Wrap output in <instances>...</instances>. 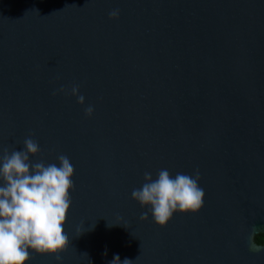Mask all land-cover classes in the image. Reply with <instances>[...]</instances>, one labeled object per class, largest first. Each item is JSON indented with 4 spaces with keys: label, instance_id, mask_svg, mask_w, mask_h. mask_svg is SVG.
<instances>
[{
    "label": "water",
    "instance_id": "1",
    "mask_svg": "<svg viewBox=\"0 0 264 264\" xmlns=\"http://www.w3.org/2000/svg\"><path fill=\"white\" fill-rule=\"evenodd\" d=\"M29 136L74 187L66 251L26 264H264V0H0V155ZM161 169L199 171L198 213L132 199Z\"/></svg>",
    "mask_w": 264,
    "mask_h": 264
},
{
    "label": "clouds",
    "instance_id": "2",
    "mask_svg": "<svg viewBox=\"0 0 264 264\" xmlns=\"http://www.w3.org/2000/svg\"><path fill=\"white\" fill-rule=\"evenodd\" d=\"M118 17L119 10L109 13ZM64 91V89H60ZM55 94V93H54ZM71 95L83 105L85 98L79 95V87L72 86ZM93 107L85 109L87 116ZM40 147L31 136L25 138L23 150H7L0 155V264H26L29 249L36 254H49L60 260V254L69 245L65 234L67 214L70 210V190L73 189L74 167L70 159L58 155V163H32L29 157L39 154ZM200 174L177 173L161 169L157 178L145 172L144 183L133 189L132 199L141 208H148L157 225L165 226L173 214L198 213L204 202V190L199 186ZM149 213L142 212L140 219L147 221ZM126 227V226H125ZM256 232L255 225L251 229ZM255 237V236H254ZM254 237L251 247L258 249ZM111 264H132L125 258L121 262L116 254Z\"/></svg>",
    "mask_w": 264,
    "mask_h": 264
},
{
    "label": "trees",
    "instance_id": "3",
    "mask_svg": "<svg viewBox=\"0 0 264 264\" xmlns=\"http://www.w3.org/2000/svg\"><path fill=\"white\" fill-rule=\"evenodd\" d=\"M257 244V246H260L264 243V236L262 235H257L253 238Z\"/></svg>",
    "mask_w": 264,
    "mask_h": 264
}]
</instances>
